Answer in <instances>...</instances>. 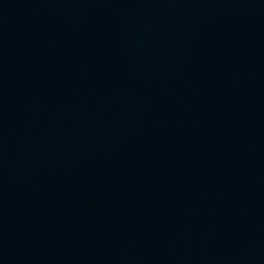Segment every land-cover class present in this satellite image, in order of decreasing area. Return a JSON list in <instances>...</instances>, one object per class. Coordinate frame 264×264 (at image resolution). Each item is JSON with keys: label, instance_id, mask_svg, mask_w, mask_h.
<instances>
[{"label": "water", "instance_id": "1", "mask_svg": "<svg viewBox=\"0 0 264 264\" xmlns=\"http://www.w3.org/2000/svg\"><path fill=\"white\" fill-rule=\"evenodd\" d=\"M0 264H264V0H0Z\"/></svg>", "mask_w": 264, "mask_h": 264}]
</instances>
